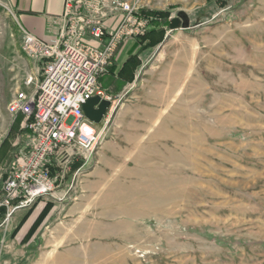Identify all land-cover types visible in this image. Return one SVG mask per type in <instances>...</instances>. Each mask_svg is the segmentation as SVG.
Here are the masks:
<instances>
[{"label": "rangeland", "instance_id": "obj_1", "mask_svg": "<svg viewBox=\"0 0 264 264\" xmlns=\"http://www.w3.org/2000/svg\"><path fill=\"white\" fill-rule=\"evenodd\" d=\"M137 6L138 14L141 6L170 9V21L183 14L190 28L171 31L169 24L164 40L140 55L137 82L131 91L128 83L122 90L129 94L112 114L94 161L78 181L70 180L74 186L63 201L39 200L32 220L43 205L52 208L35 235L23 242L28 220L12 236L35 203L6 224L3 211L0 264H264V0H141ZM17 26L0 5V145L15 121L7 107L13 93L35 88L25 85L34 64ZM169 52L182 53L184 64L192 65L191 78L164 99V113L182 131V153L176 156L182 170L159 172V184L152 180L143 197L149 203H130V211L118 213H134L138 220L124 218L110 228L78 220L74 203L105 141L117 137L116 115ZM63 189L57 188L60 196ZM60 223L62 236L54 231Z\"/></svg>", "mask_w": 264, "mask_h": 264}, {"label": "built area", "instance_id": "obj_2", "mask_svg": "<svg viewBox=\"0 0 264 264\" xmlns=\"http://www.w3.org/2000/svg\"><path fill=\"white\" fill-rule=\"evenodd\" d=\"M138 4L124 0H65L55 40H44L23 29L25 54L44 64L40 76L31 74L25 79L27 87L35 88L17 89L7 105L13 120L19 113L24 115L22 128L29 129L30 134L20 144L13 169L2 185L0 218L4 209L6 214L2 224L40 199L63 201L74 186L70 180L78 181L94 161L112 114L129 94V90L115 98L106 94L98 76L112 64L116 49L126 37H137L149 29L150 19L138 14ZM118 11L123 12L121 21L116 28L108 29L104 20ZM87 38L99 44L93 45ZM95 95L111 103L101 130L83 111V103ZM75 163L78 165L71 176ZM58 187L63 189L62 196Z\"/></svg>", "mask_w": 264, "mask_h": 264}, {"label": "crops", "instance_id": "obj_3", "mask_svg": "<svg viewBox=\"0 0 264 264\" xmlns=\"http://www.w3.org/2000/svg\"><path fill=\"white\" fill-rule=\"evenodd\" d=\"M0 5L12 13L21 31L25 29L50 42L57 38L62 25L65 0H0ZM122 17L123 12L118 11L109 15L103 24L108 29H114ZM87 40L93 45L99 44L95 39ZM138 48L136 37H126L116 49V63L121 66L131 54L139 51ZM168 55L170 58L166 62L145 74L142 82L130 94V101L116 115L117 137L105 141L103 149L97 155L98 162L91 168L83 183L80 198L74 203V215L78 220L90 219L102 228H110L114 222L124 218L138 220L140 218L134 213L127 215V218L118 213L130 211V203H138L140 206L148 204L149 200L143 197L149 194L152 180L155 181V186L159 184V172L165 169L176 171L177 167L182 170L181 162L176 163L177 153H182V131L179 128L178 132L176 119L164 113L165 107L167 108L164 99L165 93L174 94L178 90L176 86L183 84V79L191 78L192 65L184 64L185 57L182 53L169 52ZM32 63L33 74L37 75L43 70L44 61L33 60ZM139 67L134 72V80H130L127 85L136 80ZM168 124L171 126L167 127ZM2 195L3 193L0 198ZM91 203L95 208L93 213L88 209ZM106 205H109L108 208H103ZM143 208L140 207L139 210ZM25 225L27 224L24 223ZM64 228L63 224L57 226L55 235L58 233L62 236Z\"/></svg>", "mask_w": 264, "mask_h": 264}, {"label": "trees", "instance_id": "obj_4", "mask_svg": "<svg viewBox=\"0 0 264 264\" xmlns=\"http://www.w3.org/2000/svg\"><path fill=\"white\" fill-rule=\"evenodd\" d=\"M223 5L225 4L223 3L222 6ZM140 15L150 19L149 23L151 27L142 35H138L136 37L139 44V51L135 54H131L121 66L116 63L114 58L113 62H111L112 64L107 67L106 71L98 76V83L102 88L101 90L113 97L117 96L122 91L124 86L127 83H130V80L133 79L134 72L140 65V55L148 48L156 47L160 42H162L169 29L171 16L170 9L156 10L142 8L140 9ZM23 118H25L23 114L19 113L17 115L12 124L11 132H9L10 134L0 145V189H2L5 179L13 169L15 161L14 158L20 144H22V140L30 134L29 129L21 127L24 120ZM12 136H18L19 143L12 144L10 141ZM39 206L40 203L38 200L31 210H28V212L24 215L20 223H18V226L12 236L18 233V231L23 227V224L33 216L35 213L34 210L38 209ZM51 208V204H45L41 207V209H39L40 211L36 213L34 219L28 223L30 225L28 226V231L24 236L23 242H26L29 238H31V236L36 234V231L42 226V222L48 216Z\"/></svg>", "mask_w": 264, "mask_h": 264}, {"label": "water", "instance_id": "obj_5", "mask_svg": "<svg viewBox=\"0 0 264 264\" xmlns=\"http://www.w3.org/2000/svg\"><path fill=\"white\" fill-rule=\"evenodd\" d=\"M175 17L170 21V30L190 28V19L185 15ZM110 100L102 97L101 95H95L83 103V111L85 117L95 124L101 123L104 115L107 113L110 107Z\"/></svg>", "mask_w": 264, "mask_h": 264}]
</instances>
